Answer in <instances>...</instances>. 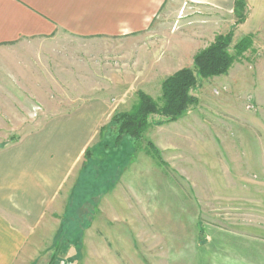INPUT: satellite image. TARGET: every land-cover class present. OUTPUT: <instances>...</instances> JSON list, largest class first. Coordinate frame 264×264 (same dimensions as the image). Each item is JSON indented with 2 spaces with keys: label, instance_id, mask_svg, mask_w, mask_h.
<instances>
[{
  "label": "rangeland",
  "instance_id": "rangeland-1",
  "mask_svg": "<svg viewBox=\"0 0 264 264\" xmlns=\"http://www.w3.org/2000/svg\"><path fill=\"white\" fill-rule=\"evenodd\" d=\"M237 1L227 0L224 13L182 1L147 44L127 35L103 47L106 60L78 63L82 77L52 72L49 99L34 118L73 112L91 96L109 105L101 122L77 127L82 145L72 144L75 167L65 204L51 207L54 235L42 263L264 264V20H251L246 0L244 8ZM230 32L232 66L199 80L184 115H151L140 139L118 138L113 117L132 111L140 91L161 104L164 80L194 68L195 56ZM246 37L248 46L236 50ZM93 65L98 77L85 78ZM90 81L112 91L89 95ZM21 129L0 126V150L20 142Z\"/></svg>",
  "mask_w": 264,
  "mask_h": 264
},
{
  "label": "crops",
  "instance_id": "crops-1",
  "mask_svg": "<svg viewBox=\"0 0 264 264\" xmlns=\"http://www.w3.org/2000/svg\"><path fill=\"white\" fill-rule=\"evenodd\" d=\"M182 1L0 0V126L24 131L20 142L0 150V264H44L41 255L54 235L50 222L56 210L51 207L65 204L68 176L75 167L72 144L82 145L77 127L101 122L109 105L91 96L73 112L34 118L36 105L49 99L50 78L56 77L52 72L65 77L71 70L82 77L78 63L106 60L110 53L103 47L127 35H136L137 45L147 44L150 31L162 28V16L174 14ZM191 2L206 13H224L227 5V0ZM234 3L228 0L229 7ZM246 3L249 18L263 21L264 0ZM98 46L103 53L98 54ZM94 65L95 73L89 67L85 78L98 77ZM89 83L85 91L77 86L80 93L112 91ZM29 126L39 127L27 130Z\"/></svg>",
  "mask_w": 264,
  "mask_h": 264
},
{
  "label": "trees",
  "instance_id": "trees-1",
  "mask_svg": "<svg viewBox=\"0 0 264 264\" xmlns=\"http://www.w3.org/2000/svg\"><path fill=\"white\" fill-rule=\"evenodd\" d=\"M237 8H244V0L236 2ZM232 32L219 36L207 48L195 56L194 68H183L166 78L162 85V103L159 104L151 95L140 91L138 101L132 111L117 113L113 125L118 138L129 135L140 139L146 130L149 117L162 114L171 119L184 115L197 101L192 91L199 80L226 74L232 66L235 56L230 51ZM250 43L246 37L235 49L243 51Z\"/></svg>",
  "mask_w": 264,
  "mask_h": 264
}]
</instances>
